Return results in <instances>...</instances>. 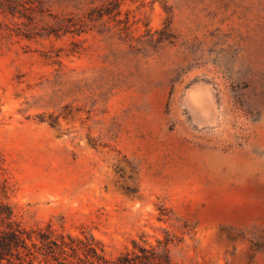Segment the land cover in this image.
I'll return each mask as SVG.
<instances>
[{
	"label": "rangeland",
	"instance_id": "1",
	"mask_svg": "<svg viewBox=\"0 0 264 264\" xmlns=\"http://www.w3.org/2000/svg\"><path fill=\"white\" fill-rule=\"evenodd\" d=\"M44 0L0 29V201L109 259L264 264V0ZM127 20L129 22L127 23Z\"/></svg>",
	"mask_w": 264,
	"mask_h": 264
},
{
	"label": "trees",
	"instance_id": "2",
	"mask_svg": "<svg viewBox=\"0 0 264 264\" xmlns=\"http://www.w3.org/2000/svg\"><path fill=\"white\" fill-rule=\"evenodd\" d=\"M121 4L122 0H110L101 8L92 9L82 24L94 22V14L99 20L105 16L115 19L121 14ZM44 15V0H0V29L1 17L11 18L14 28H7L16 36L31 38L22 27H34ZM49 231L27 228L14 209L0 201V264H172L168 239H157L156 244L149 246L134 241L132 250L109 259L94 239Z\"/></svg>",
	"mask_w": 264,
	"mask_h": 264
}]
</instances>
